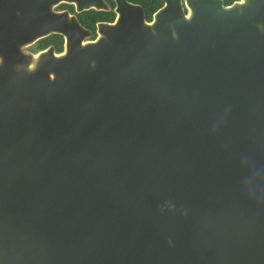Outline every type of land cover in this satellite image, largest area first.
Masks as SVG:
<instances>
[{
    "label": "water",
    "instance_id": "95a60500",
    "mask_svg": "<svg viewBox=\"0 0 264 264\" xmlns=\"http://www.w3.org/2000/svg\"><path fill=\"white\" fill-rule=\"evenodd\" d=\"M76 1L0 0V264H264V0Z\"/></svg>",
    "mask_w": 264,
    "mask_h": 264
},
{
    "label": "flooded vegetation",
    "instance_id": "af4514ba",
    "mask_svg": "<svg viewBox=\"0 0 264 264\" xmlns=\"http://www.w3.org/2000/svg\"><path fill=\"white\" fill-rule=\"evenodd\" d=\"M132 5L142 8L144 12L145 20L150 23L153 21L155 14L160 11L165 5L164 0H126ZM225 6L233 5L236 2L241 0L233 1L230 4H226V0H222ZM96 6L85 8V6L79 2H61L54 7L56 13H67L69 17L76 19L77 22L81 25L82 29L87 34V37L84 39V43L93 42L99 36V27L103 24H114L119 18V2L122 0H97ZM182 4L186 14H189V8L187 6L186 0H182ZM80 33L79 31H77ZM84 33V32H83ZM53 35H56L58 41L61 40L63 44V49L61 52L57 51L55 44H50L46 48H38L40 40L49 38ZM43 39L36 41L34 44L28 46L26 50L33 54H39L48 50L49 48H54L56 54H61L65 48L66 36L61 33L51 34Z\"/></svg>",
    "mask_w": 264,
    "mask_h": 264
},
{
    "label": "trees",
    "instance_id": "16d2710c",
    "mask_svg": "<svg viewBox=\"0 0 264 264\" xmlns=\"http://www.w3.org/2000/svg\"><path fill=\"white\" fill-rule=\"evenodd\" d=\"M233 1H236V0H226V4H230L232 3ZM57 36L56 35H53L49 38H45L43 40H40L39 44H38V48H46L48 47L50 44H55L56 45V48H57V51L58 52H61L62 49H63V44H62V41L58 40V38H56Z\"/></svg>",
    "mask_w": 264,
    "mask_h": 264
}]
</instances>
